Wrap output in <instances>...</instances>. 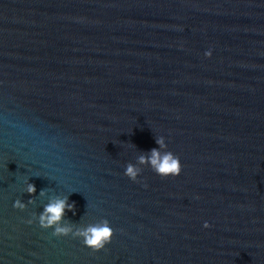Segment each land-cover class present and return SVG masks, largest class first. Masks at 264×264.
I'll use <instances>...</instances> for the list:
<instances>
[{"label":"water","instance_id":"obj_1","mask_svg":"<svg viewBox=\"0 0 264 264\" xmlns=\"http://www.w3.org/2000/svg\"><path fill=\"white\" fill-rule=\"evenodd\" d=\"M54 195L111 243L29 224ZM0 264H264V0H0Z\"/></svg>","mask_w":264,"mask_h":264},{"label":"clouds","instance_id":"obj_2","mask_svg":"<svg viewBox=\"0 0 264 264\" xmlns=\"http://www.w3.org/2000/svg\"><path fill=\"white\" fill-rule=\"evenodd\" d=\"M205 56L210 58L212 52L210 50L205 52ZM155 143L159 146L158 148H152L148 152L140 151L141 154L138 155L136 164L128 163L126 165L124 174L133 182L138 181V177L142 173L141 166L150 167L154 173L161 177L180 175L182 171L180 159L174 153L167 150L165 138L163 136L155 137ZM25 184L24 192L32 197L36 196L35 185L30 183L29 180H26ZM46 195V191L41 189L39 196L45 197ZM35 203L36 201L32 198L27 201V204ZM27 204L17 199L13 206L19 210H24ZM68 211L73 212L75 215V204L74 202L69 203V196H50L48 197V203L43 205V211L38 216L34 213L33 219L28 220V223L31 224L34 220H38L41 228L53 229V236L78 238L84 246L93 252L104 250L111 243L114 230L107 219L78 227L76 223L65 219L66 212ZM203 227L209 228L211 225L205 222Z\"/></svg>","mask_w":264,"mask_h":264}]
</instances>
